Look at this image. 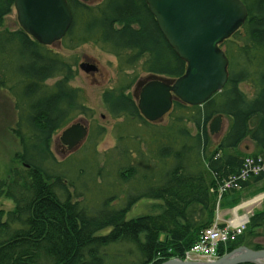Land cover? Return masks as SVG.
<instances>
[{
    "label": "trees",
    "instance_id": "1",
    "mask_svg": "<svg viewBox=\"0 0 264 264\" xmlns=\"http://www.w3.org/2000/svg\"><path fill=\"white\" fill-rule=\"evenodd\" d=\"M67 1L73 22L64 40L70 45L95 43L130 68L142 61L150 74H184L186 62L167 42L146 0ZM242 1L248 17L222 43L230 61L228 81L203 105L175 100L163 129L141 114L129 92L135 78L103 91L107 113L119 120L117 138L125 142L112 151L119 185L128 187L122 189L127 202L116 207L111 202L118 195H108L99 206L87 197L108 163L105 155L102 166H94L88 155L60 161L51 150L56 132L76 114L88 115L79 90L70 84L72 65L21 27L4 29L15 0H0V88L11 89L17 98L20 121L14 132L22 147L17 154L21 167H14L7 180L0 178V198L16 204L6 220L0 210V264H149L155 252L168 251L171 258H184L213 223L216 196L211 189L238 170L247 155L242 143L249 138L254 154L264 157V0ZM50 79L57 80L50 85ZM244 82L253 88V97L240 87ZM218 115L231 124L214 142L209 126ZM105 131L98 126L89 135L92 152L95 139ZM253 179L264 181V174ZM141 198L162 199V212L127 220V212ZM108 228V234L97 235ZM255 229L264 233V212L254 214L245 232L225 248L222 244L219 254L242 245L262 249L254 242L259 236ZM161 234L167 239L159 240Z\"/></svg>",
    "mask_w": 264,
    "mask_h": 264
},
{
    "label": "rangeland",
    "instance_id": "2",
    "mask_svg": "<svg viewBox=\"0 0 264 264\" xmlns=\"http://www.w3.org/2000/svg\"><path fill=\"white\" fill-rule=\"evenodd\" d=\"M20 27L21 26L18 21L17 12L15 7L13 6L11 13L6 17L5 25L3 28L10 31H15ZM50 46L51 48L57 50L59 53L65 56L67 61L72 65V69L75 72V77L70 82V84L72 87L79 90L80 101L88 109V115L76 114L69 122V125L78 123L79 121L84 123L88 128L86 139L79 145L74 147L72 150H69L67 147L64 148L62 146V143L60 142V137L63 132V129H61L56 132L53 137L51 150L54 153L55 157L60 161L69 159L72 156L81 159L85 155H88L90 157H93L92 162L94 163V166H97L98 162L100 166H102L103 162L101 161V158L103 155H105L104 158H107L108 163L105 166L103 174H98L97 185L95 186V188L90 189L87 192V197L89 200H91L92 205L95 204L99 206L101 201L106 196L115 194L118 195V197L116 196L117 198H115L111 203L116 207H121L123 206V201L126 196V192L124 193L122 189L127 191L126 188L128 187L127 184H124L125 186L119 185V183L121 184V179L119 175L116 174L115 168L117 166V161L112 157V151H114L113 149L117 145L118 147H123V143L125 142H121L117 138V129L115 128V125L119 122V120L113 119L107 113L102 101V93L107 89L116 88L117 86H119L122 80L129 81L132 80V78H135V81L133 82L129 92L134 96L135 99H137L135 95H139L142 87L150 80V76H163L150 74L145 71V69L143 68L144 66L142 67V61L138 64H135L131 68L130 65L121 64L117 56L102 49L99 45L92 42L83 43L75 47L73 45H70L68 40H64L63 38L61 41L56 42ZM83 62L94 64L97 70L89 73L83 71L80 68V64ZM121 66L123 67L122 73L120 72ZM123 73L126 74V76ZM55 81L56 79H50L48 80V84L52 85ZM11 85V83H8L7 88L11 87ZM240 87L247 93L249 97L254 96V90L250 86V84L244 82L241 83ZM16 102L17 98L16 96H14L11 89L0 88V176L2 178H9L14 167H21L17 154L22 150V147L19 139L14 132V129H16L15 121H17L18 119L16 117ZM166 115L167 116L156 122L158 126L162 127L163 129L167 128V126L169 125L170 118L168 117V114ZM124 124H127L126 121ZM230 124V119L223 116L221 121V130L219 132L212 134L209 128V132L213 137L214 142H217L220 137L228 132ZM98 126L104 127L106 131L104 135L97 136V138L95 139L97 149L96 152H92L89 135H93V133L98 129ZM85 146L87 148L83 149ZM241 147L245 151H247V153H249L250 151H253L254 143L248 138L242 143ZM95 154H97V156ZM239 174V171L232 172L229 177L223 179V181L217 186V188L211 189L212 193L216 196V206L213 223L208 226L207 230L216 228V234L219 236L224 234H229L232 236L235 234L234 239H231V237L227 239L224 248L228 244L235 242L237 238L241 234H243V232H245L250 223L251 217L254 214L264 212V190L262 189V187L264 186V181L255 182L253 178L257 177L256 174L251 176V180L246 187H243V184L247 182V180L241 182L242 179H240V187L233 189L236 191L232 192L230 190V187H227L226 185L225 190H223L224 184L234 182L236 176H238ZM252 174L253 172H249V176ZM224 193L229 194L224 195ZM260 196L261 199L245 206V203L252 201ZM163 205L164 203L161 201L141 199L131 207L130 211L127 214V219L137 218V216L146 215L148 213H156L160 210L162 211ZM13 206L14 202L11 199L5 197L0 198V210H2L5 214L6 212L12 210ZM239 206L241 208L239 210V214H247L248 217L245 223L240 224L241 226L235 227L234 225H232V221L234 219L233 211ZM240 228L241 232L238 233ZM108 232H110V228L103 231L104 234ZM205 232H203V234ZM255 233H258L259 236L255 238L254 242L261 244L263 247L262 249H264V233H261L260 229H255ZM142 239L144 238L142 237ZM218 244L221 245L220 241L218 242ZM218 253L219 250L217 251V254ZM215 256L216 255H214L213 257ZM217 257L218 256H216V258ZM210 258L206 257V255L204 256L203 254L199 255L198 253H193L191 252V249H189L185 252L184 258L179 259H189L194 262L199 260L210 262L213 260Z\"/></svg>",
    "mask_w": 264,
    "mask_h": 264
},
{
    "label": "water",
    "instance_id": "3",
    "mask_svg": "<svg viewBox=\"0 0 264 264\" xmlns=\"http://www.w3.org/2000/svg\"><path fill=\"white\" fill-rule=\"evenodd\" d=\"M85 2L95 0H83ZM157 25L186 64L177 78L150 76L139 95V109L150 122L168 114L174 100L188 105H203L221 91L229 77V59L221 44L245 23L248 10L242 0H146ZM14 7L22 29L43 45H52L65 37L73 22L67 0H15ZM80 68L89 73L94 64L83 62ZM222 115L210 124V132L221 130ZM88 134L84 123H74L61 137L69 150ZM264 249L241 246L215 261L190 262L173 258L166 264H262Z\"/></svg>",
    "mask_w": 264,
    "mask_h": 264
},
{
    "label": "bare ground",
    "instance_id": "4",
    "mask_svg": "<svg viewBox=\"0 0 264 264\" xmlns=\"http://www.w3.org/2000/svg\"><path fill=\"white\" fill-rule=\"evenodd\" d=\"M94 2V1H93ZM15 3V2H14ZM241 28V27H240ZM239 28V29H240ZM238 29V30H239ZM237 31V30H236ZM235 31V32H236ZM229 59V58H228ZM229 65H230V61H229ZM228 71H229V67H228ZM229 78V77H228ZM57 80V79H56ZM56 82V81H55ZM222 91V90H221ZM220 92V91H219ZM218 93V92H217ZM135 101H136V103H137V105H138V103H139V98H137V99H135ZM175 101V100H174ZM173 104H174V102H173ZM138 108H139V105H138ZM173 108V107H172ZM172 110V109H171ZM16 111H17V121H15L16 123V125L18 124V122L20 121V118H19V112H18V110L16 109ZM35 114H36V112H35ZM35 114H33V115H35ZM166 116V115H165ZM164 116V117H165ZM80 122V121H79ZM157 122V121H156ZM73 124H70L69 126H66L65 128H63V132L67 129V128H69L70 126H72ZM209 128H210V126H209ZM63 132H62V134H63ZM56 134V133H55ZM54 134V135H55ZM62 134H61V137H62ZM54 135L52 136V139H51V143H52V140H53V137H54ZM102 135H104V134H102ZM61 137H60V142L63 144V142H62V140H61ZM86 139V138H85ZM84 139V140H85ZM83 140V141H84ZM82 141V142H83ZM254 149V148H253ZM252 163H251V162ZM245 166H248L249 168H253L254 167V169H253V171L254 172H256V173H258V174H264V157L262 156V155H260V154H254V151H250L249 153H247V155L246 156H244L243 157V161H242V164L240 165V167L238 168V170L237 171H239V172H241L242 171V169H244L245 168ZM236 171V172H237ZM227 177H229V175L227 176ZM0 178L1 179H5V180H7L8 179V177L7 178H2L1 176H0ZM0 179V180H1ZM231 191H232V189H230ZM112 194H110V196H111ZM224 195H225V193H224ZM223 195V196H224ZM2 197H5V196H2ZM1 197V198H2ZM106 197H108V196H106ZM105 197V198H106ZM5 198H7V197H5ZM10 199V198H9ZM127 199H128V196L126 195L125 196V199H124V201H123V205H124V203H125V201L127 202ZM141 199H149V200H152V201H161V202H163L162 201V199H160V198H141ZM259 199H261V196L260 197H257L256 199H254V200H252V201H249V202H247V203H245V206H247V205H250L251 203H253V202H256V201H258ZM12 200V199H11ZM13 201V200H12ZM104 201V199L101 201V203ZM138 202V201H137ZM136 202V203H137ZM135 203V204H136ZM111 205H112V203H111ZM16 209V204L14 203V206H13V208H12V210H10V211H14ZM241 208H240V206L239 207H237L234 211H233V214H234V219H233V221H232V225H234L235 227H238V226H241L240 224H242V223H245L246 222V219H247V214H239V210H240ZM10 211H8V212H10ZM130 211V210H129ZM128 211V212H129ZM8 212H6V214L3 216V220H6L7 219V213ZM128 212H127V214H128ZM162 211L160 210L159 212H156V213H148V214H146V215H158L159 213H161ZM127 214H126V219H127ZM141 216V215H140ZM137 217H139V216H137ZM179 218H181V219H184L183 217H179ZM132 219H135V218H132ZM127 220H131V219H127ZM180 221H182V220H180ZM66 225L68 226V220L66 221ZM144 228V227H143ZM162 228V227H161ZM208 228V227H207ZM207 228H205L202 232H201V234H200V236L203 234V232H205L206 230H207ZM139 230V229H138ZM239 230H241V228L239 229ZM103 231H104V229H101V230H99L98 232H97V235H106V234H108V233H106V234H104L103 233ZM142 233H144V231H141V234ZM144 235V234H143ZM165 240V239H167L166 238V236H165V234H161V235H159V240ZM127 245V243L125 244V246ZM130 246V245H129ZM158 252H155V256H154V259L153 260H151L150 262H149V264H166V262L167 261H169V260H171V259H173V258H171V257H169V253H170V251H168V256L167 255H164V254H157ZM157 254V255H156ZM185 261H190L189 259H187V260H185ZM262 264H264V261L262 262Z\"/></svg>",
    "mask_w": 264,
    "mask_h": 264
},
{
    "label": "built area",
    "instance_id": "5",
    "mask_svg": "<svg viewBox=\"0 0 264 264\" xmlns=\"http://www.w3.org/2000/svg\"><path fill=\"white\" fill-rule=\"evenodd\" d=\"M254 167L251 169L248 166H245L244 169H242V171L240 172V174L238 176H236V179L234 182H229V183H225L223 186V190H225V185L227 187H230V189H235V188H239V180L245 181L248 178H250L251 176H253L254 174L259 175L258 173L253 171ZM249 172H253L252 175L249 176ZM223 192V191H222ZM241 231L239 230L238 233H240ZM229 236V237H228ZM234 239L235 238V234L234 235H229V234H224V235H217L216 234V228L215 229H209L207 230L203 235H201L199 241L192 247L191 252L193 253H198L203 254L204 256L206 255V257H211L210 259H214L216 258L217 251H218V247L219 244L218 242L220 241L221 244H226V241L228 238ZM216 255L215 257H213L214 255Z\"/></svg>",
    "mask_w": 264,
    "mask_h": 264
},
{
    "label": "flooded vegetation",
    "instance_id": "6",
    "mask_svg": "<svg viewBox=\"0 0 264 264\" xmlns=\"http://www.w3.org/2000/svg\"><path fill=\"white\" fill-rule=\"evenodd\" d=\"M62 146H63L64 148H66V146H64L63 144H62Z\"/></svg>",
    "mask_w": 264,
    "mask_h": 264
}]
</instances>
